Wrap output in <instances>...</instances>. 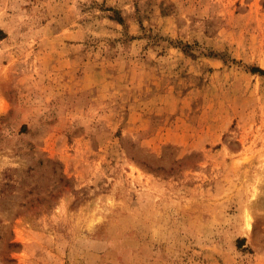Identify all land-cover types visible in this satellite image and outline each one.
Wrapping results in <instances>:
<instances>
[{
    "label": "rangeland",
    "instance_id": "1",
    "mask_svg": "<svg viewBox=\"0 0 264 264\" xmlns=\"http://www.w3.org/2000/svg\"><path fill=\"white\" fill-rule=\"evenodd\" d=\"M252 67L264 0H0V264H264Z\"/></svg>",
    "mask_w": 264,
    "mask_h": 264
},
{
    "label": "bare ground",
    "instance_id": "2",
    "mask_svg": "<svg viewBox=\"0 0 264 264\" xmlns=\"http://www.w3.org/2000/svg\"><path fill=\"white\" fill-rule=\"evenodd\" d=\"M253 195H255L254 191L251 193V196ZM244 227L246 230H249L251 228V219H250V216L248 215V212H246L244 216Z\"/></svg>",
    "mask_w": 264,
    "mask_h": 264
},
{
    "label": "trees",
    "instance_id": "3",
    "mask_svg": "<svg viewBox=\"0 0 264 264\" xmlns=\"http://www.w3.org/2000/svg\"><path fill=\"white\" fill-rule=\"evenodd\" d=\"M253 70H258L261 73H264V69L260 68V67H252Z\"/></svg>",
    "mask_w": 264,
    "mask_h": 264
}]
</instances>
